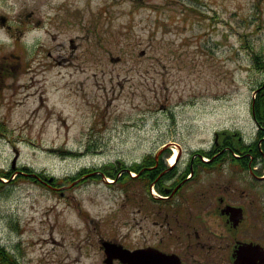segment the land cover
Wrapping results in <instances>:
<instances>
[{
    "label": "rangeland",
    "instance_id": "obj_1",
    "mask_svg": "<svg viewBox=\"0 0 264 264\" xmlns=\"http://www.w3.org/2000/svg\"><path fill=\"white\" fill-rule=\"evenodd\" d=\"M0 16L1 171L15 158L61 179L167 144L185 162L215 130L255 136L264 0H0ZM6 179L0 245L19 264H106L100 239L132 246L133 186Z\"/></svg>",
    "mask_w": 264,
    "mask_h": 264
},
{
    "label": "flooded vegetation",
    "instance_id": "obj_2",
    "mask_svg": "<svg viewBox=\"0 0 264 264\" xmlns=\"http://www.w3.org/2000/svg\"><path fill=\"white\" fill-rule=\"evenodd\" d=\"M240 139L217 137L206 159L179 151L169 162L164 149L132 162L134 238L123 246L134 264H264V150Z\"/></svg>",
    "mask_w": 264,
    "mask_h": 264
},
{
    "label": "trees",
    "instance_id": "obj_3",
    "mask_svg": "<svg viewBox=\"0 0 264 264\" xmlns=\"http://www.w3.org/2000/svg\"><path fill=\"white\" fill-rule=\"evenodd\" d=\"M253 107H254V116L255 119L259 124L264 126V85L258 90L256 93V97L253 101ZM263 134V131H260L258 136H261ZM118 167L115 165H106L101 167V170L106 173L107 175H115L117 172ZM81 171H84L82 169ZM13 172L11 170L9 171H1L0 176L4 174L9 178ZM72 177H65L62 179L61 183H67ZM0 263L1 264H19L16 258L12 255V253L7 250L4 246L0 245Z\"/></svg>",
    "mask_w": 264,
    "mask_h": 264
},
{
    "label": "water",
    "instance_id": "obj_4",
    "mask_svg": "<svg viewBox=\"0 0 264 264\" xmlns=\"http://www.w3.org/2000/svg\"><path fill=\"white\" fill-rule=\"evenodd\" d=\"M101 244L105 250L106 258L105 262H111L114 258H119L126 264H134V251H130L124 248L122 245L110 242L108 240H102Z\"/></svg>",
    "mask_w": 264,
    "mask_h": 264
},
{
    "label": "bare ground",
    "instance_id": "obj_5",
    "mask_svg": "<svg viewBox=\"0 0 264 264\" xmlns=\"http://www.w3.org/2000/svg\"><path fill=\"white\" fill-rule=\"evenodd\" d=\"M176 150V149H175ZM175 150H174V153L171 155L169 161L172 162L174 160V156H175Z\"/></svg>",
    "mask_w": 264,
    "mask_h": 264
}]
</instances>
